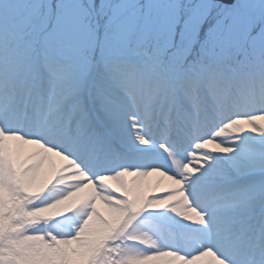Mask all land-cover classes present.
Wrapping results in <instances>:
<instances>
[{"label": "snow or ice", "instance_id": "6c2138e0", "mask_svg": "<svg viewBox=\"0 0 264 264\" xmlns=\"http://www.w3.org/2000/svg\"><path fill=\"white\" fill-rule=\"evenodd\" d=\"M153 138L184 160L178 259L264 264V0H0L6 184L40 145L95 178Z\"/></svg>", "mask_w": 264, "mask_h": 264}, {"label": "rangeland", "instance_id": "374dc122", "mask_svg": "<svg viewBox=\"0 0 264 264\" xmlns=\"http://www.w3.org/2000/svg\"><path fill=\"white\" fill-rule=\"evenodd\" d=\"M141 148L129 166L93 178L63 154L49 156L41 174L40 160L49 150L40 145L14 184L5 182L11 171L0 175V264H13L12 258L14 264H186L177 251L191 237L179 214L190 206L179 195L184 160L163 139ZM5 152L0 141V170ZM127 171L136 175L129 179ZM157 204L164 207H152ZM192 264L216 261L210 256Z\"/></svg>", "mask_w": 264, "mask_h": 264}, {"label": "water", "instance_id": "95a60500", "mask_svg": "<svg viewBox=\"0 0 264 264\" xmlns=\"http://www.w3.org/2000/svg\"><path fill=\"white\" fill-rule=\"evenodd\" d=\"M228 2H231V0H228Z\"/></svg>", "mask_w": 264, "mask_h": 264}, {"label": "trees", "instance_id": "16d2710c", "mask_svg": "<svg viewBox=\"0 0 264 264\" xmlns=\"http://www.w3.org/2000/svg\"><path fill=\"white\" fill-rule=\"evenodd\" d=\"M47 264H50V262H48Z\"/></svg>", "mask_w": 264, "mask_h": 264}]
</instances>
